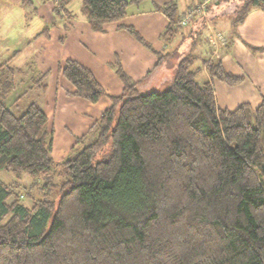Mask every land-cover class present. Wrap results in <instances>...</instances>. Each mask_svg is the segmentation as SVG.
Returning <instances> with one entry per match:
<instances>
[{
    "label": "trees",
    "instance_id": "trees-1",
    "mask_svg": "<svg viewBox=\"0 0 264 264\" xmlns=\"http://www.w3.org/2000/svg\"><path fill=\"white\" fill-rule=\"evenodd\" d=\"M140 1L81 0L80 13L101 32ZM216 4L207 7L208 22L223 14L215 15ZM174 8L160 7L169 19L165 42L182 30ZM253 9L263 10L264 0H240L229 17L232 33ZM124 29L155 55L151 74L166 57L133 27ZM194 42L171 55V78L160 91H142L115 63L123 88L108 96L88 68L60 63L73 87L68 96L105 97L109 105L58 163L42 107L33 99L20 107L29 92L45 91L47 74L18 91L20 69L0 62V173L16 178L0 179V264H264V95L256 107H218L213 81L235 86L243 77L223 68L207 38L212 57L200 63L208 79L198 82ZM23 174L31 185L20 193ZM37 185L44 190L35 199Z\"/></svg>",
    "mask_w": 264,
    "mask_h": 264
},
{
    "label": "crops",
    "instance_id": "crops-1",
    "mask_svg": "<svg viewBox=\"0 0 264 264\" xmlns=\"http://www.w3.org/2000/svg\"><path fill=\"white\" fill-rule=\"evenodd\" d=\"M71 1L69 0L66 4L64 3V6H61L57 3V0H54L53 11L54 15L56 14L55 17L59 18V20L56 21L54 19L53 24H60V27L63 26L66 29H61L63 31H68L69 29L71 36H75V33L76 35L80 34L79 38L81 41L77 42V47L81 44V52L71 50L70 53H66L65 55L45 56L43 62H37L35 69L40 70L39 74L46 73V78L48 74L59 76V63L65 59H73L91 71L96 81L108 96H115L120 94L123 88L121 81L115 74V63L120 64L122 71L132 81H141L140 86L142 91H144L153 87L162 88L169 82L172 65L171 55L186 51L185 48L192 41H195L193 52L199 57L200 61L212 57L210 46L207 43V34L214 30L206 24L204 26L209 33L206 34L204 40L198 39L200 32L193 24H190L187 28H182L181 33L174 35L167 42L161 37L166 25L169 23L168 17L160 10L162 5L169 2L174 3L173 15L179 19L188 8L201 0H142L137 4H130L126 15L122 19L104 24L103 31L101 32L92 31L88 21L81 15V0H78L77 6H72ZM230 1L218 0L216 2V9L213 11L215 15L227 12L231 3ZM27 3L28 6L25 4L27 7L32 6L31 0ZM32 10L33 12L35 11V9ZM220 17L213 19L208 24L215 28L223 25L222 28L227 29L225 33L221 32L220 29L219 31L217 30L228 41V47L218 51L222 66L226 71L242 76L243 81L235 86H227L217 81V85H213V87L215 86L214 95L215 91L217 93V98H215L216 104L220 108L227 109H234L241 103H248L252 107H256L264 95V9L251 10L244 21L236 28L237 34L235 33L234 35L231 34L232 31L230 32L229 17L226 19ZM126 26L133 27L156 52L166 57L162 64L151 74L149 72L155 65V55L135 41L125 31L124 27ZM194 32H197L195 37ZM41 33L47 36V30ZM59 34L60 32L56 35ZM190 34H193L191 35L192 37ZM61 35H59V38ZM59 40L63 44L65 37ZM247 46L262 48L263 50L252 53ZM17 55H12V60ZM12 60L8 59L0 62L8 61L9 65L13 66ZM195 68L202 71V79L204 81L208 79V75L201 65L195 66ZM164 71H169L170 74ZM163 73H166V76ZM148 74L149 76H147ZM47 84L46 88L48 87ZM61 89L63 91L61 92L63 99L65 98L69 102L81 106L83 116L88 117L90 122L94 123L99 114L109 105L108 99H101L96 103H90L68 96L67 92L73 90L71 85H66L65 88L61 86ZM92 109L95 111L91 112ZM44 113L49 120V116L52 115L51 110ZM93 123L88 125V127ZM74 143L71 144L70 148L74 146L76 148L79 147Z\"/></svg>",
    "mask_w": 264,
    "mask_h": 264
},
{
    "label": "rangeland",
    "instance_id": "rangeland-1",
    "mask_svg": "<svg viewBox=\"0 0 264 264\" xmlns=\"http://www.w3.org/2000/svg\"><path fill=\"white\" fill-rule=\"evenodd\" d=\"M31 1L32 6L27 7L28 5L26 6L23 4V0H0V61L8 59L11 61V56L18 54L16 58L12 60L13 67H18L17 69L21 71L18 73L16 72V79L19 80V77L23 79V84L17 89L18 91L30 86L33 79L35 80V77L40 75V70L35 69V66L37 62H43L45 56L65 55L66 53H70L71 50L81 52V44L77 47V42L81 41L79 38L80 34L76 35L75 33V36H71V31L69 29L68 31H63L66 30L63 26L60 27V24H53L54 19L56 21L59 20V18L55 17L56 14L54 15V0ZM230 2L227 12H223L220 18L226 19L232 16V12L236 5L240 3V0H231ZM57 3L62 2L57 0ZM71 4L72 6H77L78 0H72ZM32 9H35V11L33 12ZM209 27L215 32H218L219 29L223 33L227 31V29L222 28L223 25H219L215 28L209 24ZM44 30H47V36L41 33ZM231 31L232 29L230 32ZM59 32L62 34L60 38L65 37L63 44L61 43L62 41L59 40L60 34L56 35ZM207 33L209 32L205 28L204 30H200L198 39L204 40ZM235 33L237 34L236 29L231 34L234 35ZM209 36L210 33L207 34V38H209ZM185 49L186 51L189 50V45ZM182 53H186L185 50ZM63 61L64 60L60 63ZM198 65H201L200 59L194 63V67ZM164 72L169 73V71ZM163 75L166 76V73H163ZM202 77V71H197L196 79L198 82H202ZM43 82L48 83H46L48 86L46 90L43 93L40 90L29 92L27 95L28 97L21 100L20 107L23 105L24 101L29 102L30 99H33L34 102L42 107L44 112L51 110L52 115L49 116L48 123L53 131L52 158L58 163L69 154L71 144L75 142L78 137L85 133L88 134L87 132L90 127H88V125L93 122H90L88 117L83 116L81 106L76 103H71L65 98L63 99L61 86L65 88L66 85L70 84L61 75L48 74V77L45 81L43 80ZM216 83L217 81H213V85ZM160 90L161 88L153 87L152 89L144 90V92ZM215 98H217L216 91ZM103 99L106 98L104 97ZM93 111L95 110L92 109L91 112ZM11 178L16 180L10 173H0L1 180L11 182ZM19 179L21 180L17 182L22 187L20 188V193H23L24 189L30 187V180L24 174L22 178L20 177ZM57 179L59 182L62 180V178L59 177ZM43 190L42 188L40 189V185H37L31 190L32 197L35 199L43 197ZM50 192L51 195L55 196L56 192L54 193L53 190ZM21 200L26 207L31 206V198L24 196Z\"/></svg>",
    "mask_w": 264,
    "mask_h": 264
},
{
    "label": "built area",
    "instance_id": "built-area-1",
    "mask_svg": "<svg viewBox=\"0 0 264 264\" xmlns=\"http://www.w3.org/2000/svg\"><path fill=\"white\" fill-rule=\"evenodd\" d=\"M217 0H201L197 2L190 8H188L185 13L178 19L177 25L182 28H186L193 21L199 20L203 21L204 25L209 26L207 19V7L213 5ZM209 42L213 45L215 53L220 50L225 44L224 37L215 31H212L209 36ZM213 52V54H215Z\"/></svg>",
    "mask_w": 264,
    "mask_h": 264
}]
</instances>
